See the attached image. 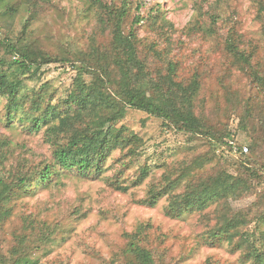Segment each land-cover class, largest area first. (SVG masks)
<instances>
[{"label": "rangeland", "instance_id": "1", "mask_svg": "<svg viewBox=\"0 0 264 264\" xmlns=\"http://www.w3.org/2000/svg\"><path fill=\"white\" fill-rule=\"evenodd\" d=\"M102 1L116 9L128 4L126 29L134 26L139 51L150 58L152 68L156 66L154 72L164 70L171 61L177 63L178 80L188 81L197 75L200 91L195 113H203L218 130L227 128L235 143L249 148L252 139L241 126L249 129L256 124H243L238 117L244 104L255 112L262 110L264 95L248 68L232 63L226 40L234 38L240 49L254 56L253 65L264 71V0ZM38 9L24 36L21 17L13 22L9 36H21L27 44L70 61L40 67L29 75L25 86L35 91L42 87L44 104L52 97L55 102L67 97L76 76L74 63L79 64V57L86 61L94 57L97 49L109 44L110 36L98 27L88 0H46ZM136 17L144 19L137 25ZM148 46L160 58L152 53L149 57ZM0 55L6 57L1 49ZM7 59L13 60V56ZM4 104L0 98V203L7 202L12 213L0 227V258L8 259L21 237L38 246L42 232L49 230L55 241L41 243V249L33 250L32 257L39 258V264H103L124 248L126 233H132L140 223H149L153 234L162 239L160 247L166 253L163 264H238L241 251H232L226 244L210 247L203 240L204 233L216 223L214 207L171 219L165 213L167 197L159 198L155 206L143 203L153 182H160L185 159L207 154L205 141L163 129L161 120L128 110L119 125L142 140L137 155L118 150L100 179L66 173L50 187L26 195L24 189L9 191L8 187L19 174L32 176L50 162L52 147L44 133L27 135L14 121L6 127ZM222 150L219 148L217 154L221 152L229 164L225 167L235 173L231 153ZM121 161L134 169L120 170ZM143 166L149 169V176L141 185L131 186L126 193L111 187L116 179L129 176L134 180L132 173ZM251 166L256 173L243 172L242 178L253 191L232 202L236 210L249 208L264 193V139ZM261 206L264 209V201ZM260 230L264 231V226L259 227L256 218H251L244 231L251 238L252 233L259 237Z\"/></svg>", "mask_w": 264, "mask_h": 264}, {"label": "trees", "instance_id": "2", "mask_svg": "<svg viewBox=\"0 0 264 264\" xmlns=\"http://www.w3.org/2000/svg\"><path fill=\"white\" fill-rule=\"evenodd\" d=\"M45 1L0 0V26L7 31V36L0 42V49L6 55L5 58L0 55V98L5 101L6 127L9 128L14 121L27 135L44 133L52 147L50 162L32 176L19 174L8 190L24 189L26 195L33 194L50 187L55 179L66 173L83 179L102 178L114 152L127 150L133 157L137 155L142 140L119 124L128 110L141 112L161 120L163 129L205 141L208 147L207 154L185 159L178 169L165 174L160 182H153L143 203L155 206L159 198L167 197L165 213L171 219L214 207L212 216L216 223L204 233L205 244L210 247L226 244L232 251H241L238 264H264V231L260 230L259 237L252 233L251 238L244 231L251 218H256L259 227L264 226L261 206L264 193L249 208L236 210L232 207V202L253 191L242 174L256 173L251 165L256 162L264 139V96L262 110L255 112L244 104L243 114L238 117L243 124L256 125L249 129L246 125L241 126L252 141L247 147L248 153L230 154L236 169L235 173H230L229 166L225 167L227 160H223L217 150L229 151L234 136L227 128L218 130L203 113H195L200 91L198 76L194 75L188 81L178 80L177 63L171 61L164 70L154 72L156 66L152 68L150 58L139 51L134 26L126 29L128 4L116 9L102 0H88L98 27L108 32L110 42L103 50L97 49L89 60L79 57V64H72L76 76L73 89L65 99L55 102L52 97L43 104L42 87L35 91L25 86L29 75L52 63L70 62L66 58L54 57L32 43L27 44L21 38ZM18 17L23 22L21 36L11 38L12 25ZM135 19L138 25L144 18ZM154 50L148 46V56L152 53L160 58ZM226 50L235 66L244 70L248 68L252 81L264 95V71L253 65L254 56L240 49L232 37L226 40ZM10 55L15 59L8 60ZM120 163V170L134 169L129 162ZM132 175H135L134 180L129 176L124 180L116 179L111 182V187L126 193L131 186H139L147 179L149 169L140 167ZM11 213L12 208L7 202L0 203V227ZM124 239V248L103 264H163L166 253L160 247L162 239L153 234L149 223L138 224L132 233L124 235ZM54 241L49 230L42 232L36 247L21 237L10 257L0 258V264H39V258L32 257L33 250L41 249V243L52 244Z\"/></svg>", "mask_w": 264, "mask_h": 264}, {"label": "built area", "instance_id": "3", "mask_svg": "<svg viewBox=\"0 0 264 264\" xmlns=\"http://www.w3.org/2000/svg\"><path fill=\"white\" fill-rule=\"evenodd\" d=\"M5 39V34H4V32L0 29V42L2 41V40H4ZM13 59H15V57L13 58ZM229 152L231 153V155H234V156H236V155H238V154H240L241 152L243 153V154H246V153H248V148L246 147V146H240V145H238L237 143H235V142H230L229 143Z\"/></svg>", "mask_w": 264, "mask_h": 264}]
</instances>
